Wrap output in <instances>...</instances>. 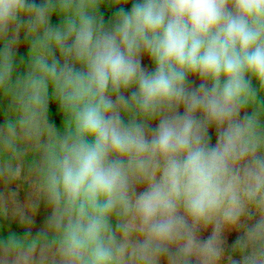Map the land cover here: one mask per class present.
Wrapping results in <instances>:
<instances>
[{
    "label": "clouds",
    "instance_id": "obj_1",
    "mask_svg": "<svg viewBox=\"0 0 264 264\" xmlns=\"http://www.w3.org/2000/svg\"><path fill=\"white\" fill-rule=\"evenodd\" d=\"M0 116V264H264V0H0Z\"/></svg>",
    "mask_w": 264,
    "mask_h": 264
},
{
    "label": "rangeland",
    "instance_id": "obj_2",
    "mask_svg": "<svg viewBox=\"0 0 264 264\" xmlns=\"http://www.w3.org/2000/svg\"><path fill=\"white\" fill-rule=\"evenodd\" d=\"M20 54L25 53V46L20 45ZM145 66H150V62L145 58ZM52 119L59 124V117L56 115L55 106L52 107L51 111ZM3 117L0 116V123H2ZM213 134V142H214ZM39 159L38 154L33 150V148L28 147L26 152L19 158V162L23 165V171L21 177L17 181H13L11 184L7 183L4 179L0 178V195L5 197V202L8 204V214L0 215V237L6 238L9 233H20L26 234L29 240L39 237L42 233L48 231L46 219L49 214V210L41 203L39 207L33 211L28 212L29 220L27 222H21L19 218L13 214L14 205L8 202L9 193H15V199L17 206L24 208L25 205L33 200L37 199V193L35 189L34 179L35 170H30L29 166L33 158ZM247 223H252V221H247ZM50 234V233H49ZM211 234V227L200 233L202 238H206ZM242 230L234 229L231 231H226L223 237L225 257L221 261V264H228V256L232 254V248L235 241L241 236ZM239 259V256H235Z\"/></svg>",
    "mask_w": 264,
    "mask_h": 264
}]
</instances>
